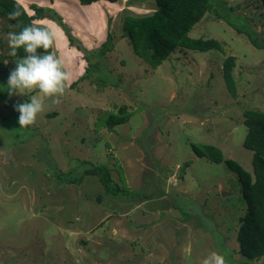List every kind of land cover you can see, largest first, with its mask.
Here are the masks:
<instances>
[{
	"label": "rangeland",
	"instance_id": "1",
	"mask_svg": "<svg viewBox=\"0 0 264 264\" xmlns=\"http://www.w3.org/2000/svg\"><path fill=\"white\" fill-rule=\"evenodd\" d=\"M19 1L29 13V4L52 10L54 19L34 24L55 32L52 52L70 80L59 103L44 98L36 122L21 127L15 105L39 92H7L19 60L7 57V33L16 25L0 18V264H202L212 252L227 264H260L238 253L246 204L237 175L224 162L196 156L190 143L214 144L251 171L243 112L264 111V49L208 15L189 33L220 40L224 53L178 49L152 68L133 52L122 23L152 13L154 0L83 7L74 0ZM226 1L264 45L261 1ZM227 54L236 56L235 97L222 76ZM119 104L130 116L109 130L105 122ZM80 160L107 165L121 190L111 193L91 175L79 185L57 179L71 167L79 174Z\"/></svg>",
	"mask_w": 264,
	"mask_h": 264
},
{
	"label": "trees",
	"instance_id": "2",
	"mask_svg": "<svg viewBox=\"0 0 264 264\" xmlns=\"http://www.w3.org/2000/svg\"><path fill=\"white\" fill-rule=\"evenodd\" d=\"M78 1L81 5L87 6L101 0ZM106 1L117 2V0ZM260 1L264 11V0ZM154 4L155 8L152 13L145 16L127 15L122 23V31L129 38L133 52L152 68L159 66L178 49L201 52L214 49L224 53L223 42L220 40L213 37H193L189 33L208 15H212L216 21L223 20L237 34L246 35L253 46L264 49V45L259 42V33L251 26L248 18L235 16L226 0H154ZM29 8L32 13H29L19 0H0V18L9 19V13L18 11L20 15L17 19H9L10 23L19 25L16 27L17 32L25 26L34 24L35 21L45 18L54 19L50 8L47 13V8L43 6L29 4ZM239 17H242L246 24L237 22L236 19ZM59 24L65 32L67 31L69 45L74 46L75 40L70 28L64 22L59 21ZM8 29L9 27H6L5 30ZM110 36L111 34L108 33L104 46L109 45ZM75 46L79 50L84 49L80 44ZM37 51L40 54L44 53L43 49ZM48 51L52 52V48ZM24 55H26L24 50L19 49L17 56H11L8 53L7 57L20 59ZM85 59L88 60L87 56ZM235 60L236 56L227 54L222 61L223 80L232 97L236 96L237 91L234 78ZM89 67L90 62L85 75ZM85 75L80 76L77 81L82 80ZM77 81L72 82L70 87L74 86ZM129 110L125 104H119L115 112L106 120V128L113 130L115 126L127 122L130 116ZM47 115L51 117L56 113L50 112ZM243 116L247 131L242 145L252 151L251 171L244 169L236 161L225 158L223 151L214 144L191 142L190 147L196 156L205 157L214 163L224 162L237 175L241 195L246 204L236 233L238 253L249 262L261 260L260 264H264V111L249 108L243 112ZM80 161L83 167L79 174L75 175L76 169L71 167L67 172H58L57 179L62 183L79 185L84 176L91 175L96 176L109 192L117 193L121 190L119 184L113 182L107 165H96L89 160ZM188 164L185 162V166Z\"/></svg>",
	"mask_w": 264,
	"mask_h": 264
},
{
	"label": "clouds",
	"instance_id": "3",
	"mask_svg": "<svg viewBox=\"0 0 264 264\" xmlns=\"http://www.w3.org/2000/svg\"><path fill=\"white\" fill-rule=\"evenodd\" d=\"M20 13H9V19L15 20ZM19 25L17 24L16 27ZM56 34L50 28L36 24L23 27L19 32L7 33V41L11 49L10 55L17 56L19 49L25 54L15 61L16 67L10 72L8 78V92L10 95H27L38 90L39 94L32 95L25 102L15 105V110L20 113L19 125L27 127L36 122L37 116L44 111V98L56 97L53 102L59 103L68 81L69 73L65 71L64 61L54 52L48 50L54 46ZM43 49L44 53H38ZM202 264H227L225 256L212 252L205 257Z\"/></svg>",
	"mask_w": 264,
	"mask_h": 264
},
{
	"label": "crops",
	"instance_id": "4",
	"mask_svg": "<svg viewBox=\"0 0 264 264\" xmlns=\"http://www.w3.org/2000/svg\"><path fill=\"white\" fill-rule=\"evenodd\" d=\"M101 1H106V0H101ZM49 2H50V1H49ZM99 2H100V1H99ZM106 2H109V1H106ZM95 3H97V2H95ZM95 3H92V4L87 5V6H91V5L95 4ZM109 3H116V2H109ZM49 4H52V3H49ZM74 5H75V6H77V5H78V6H81V4L79 3L78 0H74ZM75 6H74V7H75ZM78 6H77V7H78ZM83 6H84V5H82L81 7H83ZM85 6H86V5H85Z\"/></svg>",
	"mask_w": 264,
	"mask_h": 264
}]
</instances>
